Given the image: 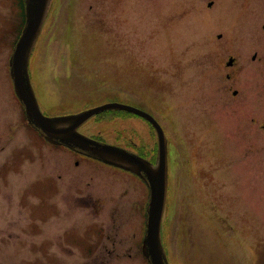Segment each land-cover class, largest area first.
<instances>
[{
	"label": "rangeland",
	"instance_id": "374dc122",
	"mask_svg": "<svg viewBox=\"0 0 264 264\" xmlns=\"http://www.w3.org/2000/svg\"><path fill=\"white\" fill-rule=\"evenodd\" d=\"M206 3L55 0L29 69L46 114L69 115L120 101L161 118L159 111L168 102L167 111L180 117L170 119L177 126L168 122L172 173L161 230L169 263L264 264V254L259 255L264 250V173L254 163L260 156L254 138L237 135L234 119L227 126L226 119H201L194 112L197 104L203 105L202 94L195 98V89L201 86L197 76L202 74L188 64L205 51L213 35L223 32L226 40V0H215V12L210 13L202 12ZM213 19L217 22L211 23ZM22 20L21 0H0L1 54L11 51ZM3 87V99L14 104L8 76ZM6 111L16 116L15 108L7 106ZM134 118L140 119L109 110L93 118L85 130L122 146L140 135L138 141L155 147L153 136L139 121L143 133H131ZM133 130L137 131L135 126ZM240 137L237 145L234 139ZM226 138L232 140L231 147H226ZM33 143L25 148L16 145L12 154L0 159V264H57L43 232L57 186L52 175H39L30 167L41 164L37 157L30 158L42 149H37L40 141ZM108 181L116 188L123 182L119 176ZM84 182L94 183L88 177ZM7 193L5 201L2 196ZM142 206L140 202L133 221L122 228L134 232L135 241L136 228L143 225ZM125 244L132 246L129 240ZM70 257L62 264L80 262L79 252ZM134 260L143 264L139 256Z\"/></svg>",
	"mask_w": 264,
	"mask_h": 264
},
{
	"label": "flooded vegetation",
	"instance_id": "af4514ba",
	"mask_svg": "<svg viewBox=\"0 0 264 264\" xmlns=\"http://www.w3.org/2000/svg\"><path fill=\"white\" fill-rule=\"evenodd\" d=\"M214 6L215 0H207L202 12H215ZM205 22L210 23V20ZM213 22L217 20H211V23ZM10 55L11 51L0 53V103L3 104L0 112V159L7 153L12 154L16 145L25 148L36 145L33 141L36 143L40 141L42 144L37 148H42L38 151L40 155L37 153L30 156V158L37 157L41 164L37 162L38 165L30 167L39 175L46 173L50 177L52 175L57 186L53 192L52 216L46 223V229H43L56 263L67 262L68 257L75 256L76 252H79L78 264H137L139 262L134 260V257L138 256L143 264H149L142 254L146 209L150 201V187L144 178V171L154 166L157 160V134L154 127L148 120L136 115L133 116L140 119H130L129 123L132 127L131 133L134 135L143 133L137 121L148 128L156 144L152 148H147L144 143L138 141L140 135L136 138L131 137L130 144L122 146L109 143L99 132L96 135L89 133L88 129L85 130V126L93 118L77 128V131L84 136L112 145L132 155L122 153L117 164L87 155L80 148L49 142L27 121L10 78ZM191 64L194 65L196 73L202 74L197 76L201 86L195 89V98L198 99L202 94L203 105L197 104L194 112L199 114L201 119H226L227 126H231L230 121L234 119L238 128V131H235L237 135L240 133L241 137L246 139V135L249 134L254 138L256 151L260 154L254 163L257 170L264 173V0H226V40L223 32L210 37L205 51L197 58L191 59L188 65ZM7 76L11 82L14 104L8 98L5 99V96L3 99V78L6 80ZM214 95L217 96V101L214 100ZM7 106L16 109V116L7 114ZM135 107L149 113L164 132L167 140L168 187L172 173L169 166L171 154L168 151V140H170L168 122L177 126V123L170 119H180V117L167 111L170 107L166 101L159 111L161 118L148 109ZM188 107L185 106V109ZM189 111L191 110L187 112ZM124 120L118 119V121ZM134 126L138 132L133 130ZM33 136L38 140H34ZM241 137L234 139L237 145L243 140ZM21 139L24 140L23 143ZM231 144L232 140L226 138V147H231ZM172 151H175L174 147ZM127 156H130L131 162H126ZM61 159L62 163L59 161ZM239 164L240 161L237 165ZM112 176H119L123 180L122 185L118 188L113 186L108 181ZM87 177L94 183L84 182ZM127 181L133 183L130 185ZM2 197H5L6 201L9 195L7 193ZM140 202L143 205V225L141 228H136L135 241L136 234L134 232L130 234L128 229L122 228L127 221H133L140 208ZM76 225L80 226V230H75ZM128 240L132 242L131 247H126L125 242ZM263 254L262 248L259 255ZM70 260L74 261L72 257Z\"/></svg>",
	"mask_w": 264,
	"mask_h": 264
},
{
	"label": "water",
	"instance_id": "95a60500",
	"mask_svg": "<svg viewBox=\"0 0 264 264\" xmlns=\"http://www.w3.org/2000/svg\"><path fill=\"white\" fill-rule=\"evenodd\" d=\"M52 3L53 0H25L24 25L9 60L14 91L23 105L27 121L49 142L63 144L71 148H80L87 155L113 164L120 161L122 153L131 154L112 145L90 139L78 133L77 128L88 119L107 110L130 112L143 117L152 124L157 134V160L154 166L144 171V178L150 187V201L147 209L142 252L149 264H168L160 232L166 201L167 141L156 120L142 110L117 102L105 103L76 114L59 117L45 116L40 109L31 85L28 62ZM129 158L130 156L125 158V160L127 159L126 162L130 161Z\"/></svg>",
	"mask_w": 264,
	"mask_h": 264
}]
</instances>
